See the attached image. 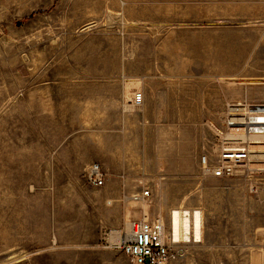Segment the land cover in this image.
<instances>
[{
    "label": "rangeland",
    "instance_id": "obj_1",
    "mask_svg": "<svg viewBox=\"0 0 264 264\" xmlns=\"http://www.w3.org/2000/svg\"><path fill=\"white\" fill-rule=\"evenodd\" d=\"M190 104L216 117L154 121ZM258 104L264 0H0V264H132L105 234L144 213L172 231L175 210L199 211L201 234L167 264H264V167L200 163Z\"/></svg>",
    "mask_w": 264,
    "mask_h": 264
},
{
    "label": "built area",
    "instance_id": "obj_2",
    "mask_svg": "<svg viewBox=\"0 0 264 264\" xmlns=\"http://www.w3.org/2000/svg\"><path fill=\"white\" fill-rule=\"evenodd\" d=\"M133 102L137 106L143 104L144 94L135 92ZM240 109V112L237 111L239 113L231 112V122L228 124L233 126L231 123L238 121L240 124L237 125L240 126L237 128L241 129L242 138L227 140L226 135L215 156L202 154L200 163L204 174L223 179L231 178L238 169L251 170L256 165L264 167V104L248 105ZM235 114L236 118L232 116ZM255 137L259 139H253ZM86 178L90 184L102 187L105 172L99 163H94L88 168ZM150 193L151 190L144 189L134 194L132 199L142 201L144 198L148 199ZM190 238H176L174 233L169 231L163 215L144 213L140 218L125 222L122 228L109 230L105 234V244L109 249L124 254L132 264H167L186 255L185 246L190 242Z\"/></svg>",
    "mask_w": 264,
    "mask_h": 264
},
{
    "label": "crops",
    "instance_id": "obj_3",
    "mask_svg": "<svg viewBox=\"0 0 264 264\" xmlns=\"http://www.w3.org/2000/svg\"><path fill=\"white\" fill-rule=\"evenodd\" d=\"M143 94H144V102L140 106H143L145 104V100H146L147 104H148V102H150L152 100V98H151L152 95H151V93L148 90H146L145 93L143 92ZM191 95H193V97H195V98H201V92L198 91V90L192 91V94ZM221 95H223V92H221ZM133 97H132L131 102H132V104H135L133 102ZM165 98H166L165 90L163 89L161 92H159V90H158V94L156 95L157 103H160V102L164 101ZM185 107L186 108H181L179 110L183 114H181V116H178V118H166L165 117L166 114H163V118H161V119L160 118L159 119L158 118H155L154 121H158V122H167V121H170V122L171 121H185V122H198V121H201V122H205V121H210V120L214 119V118H211V117H216L215 114H206L205 115V112H207L210 109V107H208L207 110H205L204 107L201 106V105H191L190 104V105L185 106ZM162 108L163 107L161 105H157L155 107L153 106V108H152L153 109L152 110L153 114L155 113V115H156V112H160V113L162 112L163 113ZM187 112L189 114H187ZM191 112H193V113H191ZM194 113H196V115H194L193 118H191V116ZM168 116H173V115H168ZM106 176L107 175H106V172H105L104 185L105 184H108L106 182ZM140 192H142V191H140ZM129 193H131V192H129ZM135 193H139V192H135ZM135 193L130 194V196L128 195L130 197V200H133L132 199V195L135 194ZM129 197L127 198V196H126L127 199H129ZM133 201H135V200H133Z\"/></svg>",
    "mask_w": 264,
    "mask_h": 264
},
{
    "label": "bare ground",
    "instance_id": "obj_4",
    "mask_svg": "<svg viewBox=\"0 0 264 264\" xmlns=\"http://www.w3.org/2000/svg\"><path fill=\"white\" fill-rule=\"evenodd\" d=\"M240 110H242V109H240V108H233L232 109L233 112H237ZM231 124L237 125L240 123L238 121L234 120ZM233 130H241V129L234 128ZM239 134L242 135V133H237V134H233V135L239 136ZM255 138H258V137H255ZM262 139H264V138H262ZM201 220L202 219L200 217L199 211L194 212V214L192 215L189 211H183L182 212L179 210H175L173 212L172 220H171L172 232L174 233L176 238H179L182 236L183 238L188 240L190 238V234L192 233V229H193L194 236L196 238H199L200 234H201V229H200L201 228L200 227L201 226Z\"/></svg>",
    "mask_w": 264,
    "mask_h": 264
},
{
    "label": "water",
    "instance_id": "obj_5",
    "mask_svg": "<svg viewBox=\"0 0 264 264\" xmlns=\"http://www.w3.org/2000/svg\"><path fill=\"white\" fill-rule=\"evenodd\" d=\"M19 24H20V22H19Z\"/></svg>",
    "mask_w": 264,
    "mask_h": 264
}]
</instances>
